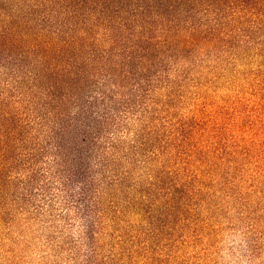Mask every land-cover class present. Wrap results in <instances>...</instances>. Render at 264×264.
Instances as JSON below:
<instances>
[{
    "label": "rangeland",
    "instance_id": "rangeland-1",
    "mask_svg": "<svg viewBox=\"0 0 264 264\" xmlns=\"http://www.w3.org/2000/svg\"><path fill=\"white\" fill-rule=\"evenodd\" d=\"M244 25L217 41L189 38L151 52L139 79L122 78L119 66L117 83L95 78L99 88L87 87L85 97L114 88L109 106L95 112L114 119L110 134L121 140L99 208L84 217L67 210L63 195L48 206L8 193L0 198V264H264V30L248 34ZM103 32L97 43L111 47ZM115 35L128 36V50L137 36L124 28ZM25 68L14 73L0 61V101L29 139L7 153L9 163L40 150L55 121H42L56 105L39 109L42 87Z\"/></svg>",
    "mask_w": 264,
    "mask_h": 264
},
{
    "label": "trees",
    "instance_id": "trees-1",
    "mask_svg": "<svg viewBox=\"0 0 264 264\" xmlns=\"http://www.w3.org/2000/svg\"><path fill=\"white\" fill-rule=\"evenodd\" d=\"M201 12L213 17L200 21L196 16ZM244 23L248 34L264 30V0H9L0 3V61L13 63L17 73L25 68L27 58L31 55L37 58L36 64L22 73L28 79H35V86L42 87L44 101L40 110L56 105L40 115L44 124L50 117L55 118L45 143H38L40 150L31 149L28 155H17L16 161L9 163L7 153L27 146L29 139L24 130L12 127L10 112L5 110L7 104L0 101V198L12 192L17 202L27 204L37 195L44 204L53 206L55 196L63 195L67 210L75 208L82 216H91L99 208L101 188L110 177V167L121 140L116 141L110 134L114 119L103 114L99 120L95 112L100 103L109 106L105 100L113 99L114 88L104 89L102 99L92 96L86 99L87 87L99 88L94 85L99 76L113 78L117 83L118 66L122 78L139 79L141 67L144 61L150 60L151 52L178 44L184 47L189 38L195 42L202 38L217 41L229 36L235 25ZM122 28L132 30L134 36L137 34L129 50L128 36L119 39L115 35ZM101 30L113 41L111 47L103 48L97 43ZM116 49H120V62L114 66ZM131 62L139 66L127 70ZM73 104L77 105L75 113L70 110ZM45 158L43 167L39 159ZM17 166L25 173L12 177L10 172Z\"/></svg>",
    "mask_w": 264,
    "mask_h": 264
}]
</instances>
